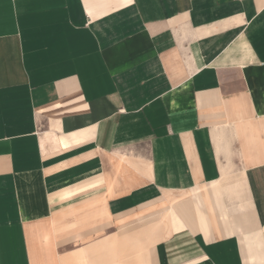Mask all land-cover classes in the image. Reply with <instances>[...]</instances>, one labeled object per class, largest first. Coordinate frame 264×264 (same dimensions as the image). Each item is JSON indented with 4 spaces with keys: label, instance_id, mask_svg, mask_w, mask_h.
<instances>
[{
    "label": "crops",
    "instance_id": "crops-1",
    "mask_svg": "<svg viewBox=\"0 0 264 264\" xmlns=\"http://www.w3.org/2000/svg\"><path fill=\"white\" fill-rule=\"evenodd\" d=\"M0 264H264V0H0Z\"/></svg>",
    "mask_w": 264,
    "mask_h": 264
}]
</instances>
